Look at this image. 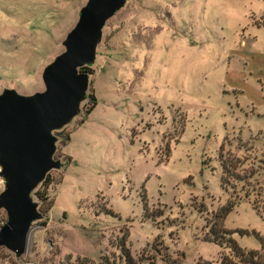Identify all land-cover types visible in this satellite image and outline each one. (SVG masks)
Wrapping results in <instances>:
<instances>
[{"label": "rangeland", "instance_id": "1", "mask_svg": "<svg viewBox=\"0 0 264 264\" xmlns=\"http://www.w3.org/2000/svg\"><path fill=\"white\" fill-rule=\"evenodd\" d=\"M86 2L0 0V93L44 90ZM88 67L97 104L53 132L70 162L48 173L47 225L0 264L216 263L229 202L223 227L264 252V0H126ZM220 157L237 167L224 187Z\"/></svg>", "mask_w": 264, "mask_h": 264}, {"label": "water", "instance_id": "2", "mask_svg": "<svg viewBox=\"0 0 264 264\" xmlns=\"http://www.w3.org/2000/svg\"><path fill=\"white\" fill-rule=\"evenodd\" d=\"M126 0H87L78 21L67 33L64 51L42 72L44 90L21 95L0 93V210L6 221L0 227V247L16 257L26 252L32 224L42 218L33 191L51 170L63 163L54 159L57 138L53 132L79 115L90 75L80 71L93 65L102 30Z\"/></svg>", "mask_w": 264, "mask_h": 264}, {"label": "trees", "instance_id": "3", "mask_svg": "<svg viewBox=\"0 0 264 264\" xmlns=\"http://www.w3.org/2000/svg\"><path fill=\"white\" fill-rule=\"evenodd\" d=\"M80 71L85 72L89 75L93 74L92 70H90L88 66H84L80 68ZM85 99H88V108L86 109L85 116L82 118V120L79 122L78 125L84 124L87 116L94 110L97 104V98L94 92H92L91 94H86ZM69 140H70V132L65 135L63 146H65L69 142ZM68 162H70V158L65 157V162L63 164H67ZM220 162L222 167L221 184L224 187L230 184L229 178L235 177L234 175L237 167L235 165L231 166V162L230 164H227L222 159ZM252 174L253 172L250 173V176ZM51 182L52 181L49 179V174H47L45 179L41 183L42 189L41 190L37 189L33 192V194L40 203L39 211L45 218L43 225H47L48 222L47 214L53 204V200H50L47 195V190ZM232 208L233 206L229 202L226 206L218 210L217 221H215L212 224L210 229L211 237L208 239L209 242H213L219 245L221 248L228 249L229 254L228 255L221 254L218 262L206 263V264H264V252L247 251L241 248L232 237V234L234 232L229 231L223 227L222 221L224 217L232 210ZM240 233L245 234V232H240ZM128 263L130 262L128 261Z\"/></svg>", "mask_w": 264, "mask_h": 264}, {"label": "built area", "instance_id": "4", "mask_svg": "<svg viewBox=\"0 0 264 264\" xmlns=\"http://www.w3.org/2000/svg\"><path fill=\"white\" fill-rule=\"evenodd\" d=\"M0 172H1V167H0ZM0 183H1V184L3 183V188H4V182H3V180L0 181Z\"/></svg>", "mask_w": 264, "mask_h": 264}, {"label": "crops", "instance_id": "5", "mask_svg": "<svg viewBox=\"0 0 264 264\" xmlns=\"http://www.w3.org/2000/svg\"><path fill=\"white\" fill-rule=\"evenodd\" d=\"M70 141V140H69ZM64 154V153H63ZM67 156V155H66ZM69 156V155H68Z\"/></svg>", "mask_w": 264, "mask_h": 264}]
</instances>
